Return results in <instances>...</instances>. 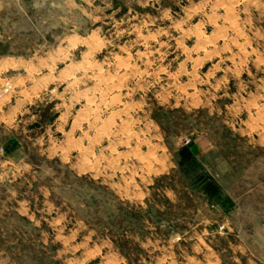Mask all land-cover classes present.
<instances>
[{"label":"rangeland","instance_id":"1","mask_svg":"<svg viewBox=\"0 0 264 264\" xmlns=\"http://www.w3.org/2000/svg\"><path fill=\"white\" fill-rule=\"evenodd\" d=\"M0 264H264V0H0Z\"/></svg>","mask_w":264,"mask_h":264},{"label":"bare ground","instance_id":"2","mask_svg":"<svg viewBox=\"0 0 264 264\" xmlns=\"http://www.w3.org/2000/svg\"><path fill=\"white\" fill-rule=\"evenodd\" d=\"M237 20V19H236ZM85 59V58H84ZM116 59V58H115ZM82 61V60H81ZM80 62V61H79ZM129 62V61H128ZM81 63H84V62H81ZM85 68V67H84ZM125 74V73H124ZM99 76V75H98ZM101 77V76H100ZM94 78V77H93ZM96 78V77H95ZM76 84V83H75ZM101 132V131H100Z\"/></svg>","mask_w":264,"mask_h":264}]
</instances>
